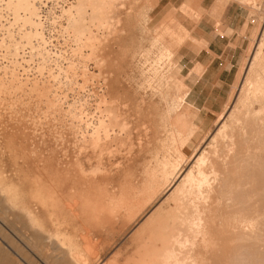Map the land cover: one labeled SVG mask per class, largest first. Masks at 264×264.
<instances>
[{
  "label": "rangeland",
  "instance_id": "rangeland-1",
  "mask_svg": "<svg viewBox=\"0 0 264 264\" xmlns=\"http://www.w3.org/2000/svg\"><path fill=\"white\" fill-rule=\"evenodd\" d=\"M221 1L247 9L249 47L264 27V0ZM156 2L116 1L110 30L91 27L79 51L66 29L74 0H0L1 264H75V255L84 264H161L149 256L152 218L167 219L152 244L187 240L201 256V244L219 238L223 252L239 247L246 264H264V136L257 122L242 124L240 112L251 108L237 102L247 67L236 87H183L174 74L163 86L179 90L149 89L142 55L155 33L179 24L175 12L152 20ZM136 74L147 87H134ZM105 112L118 132L95 151L84 147Z\"/></svg>",
  "mask_w": 264,
  "mask_h": 264
},
{
  "label": "bare ground",
  "instance_id": "bare-ground-1",
  "mask_svg": "<svg viewBox=\"0 0 264 264\" xmlns=\"http://www.w3.org/2000/svg\"><path fill=\"white\" fill-rule=\"evenodd\" d=\"M19 1L23 2V0H19ZM116 1H118V0H74V3L71 4L69 9L66 11V29L68 31H71L72 37H73V43L75 44L76 48H79V51L81 50L83 42H84V39L87 36V33H88V31H89V29L91 27L92 28L93 27L97 28L100 31L101 30L102 31L110 30V27L112 26V23L110 22L111 18L109 19L110 9H111V6ZM236 1H238V0H236ZM243 1H247V0H243ZM241 4L243 5V3H241ZM29 5H27V3H26V6H29ZM253 11H255V9ZM165 27H166L165 28V32H164V30L163 31L160 30L157 33H155L156 35L153 38V42L151 44L150 49L147 51V53L145 55H142V62H143V67H144L143 70L145 68H147L148 69L147 72H149L148 74L151 76L150 81L153 79L152 80L153 83L152 84L149 83V85H148L149 89H152V88L156 87L158 89L159 88H161V89H163V88H175V89L179 90L180 87H166V86L164 87L163 84H165L167 82L170 83L169 80L171 79V77L173 78L174 74L175 75L178 74V68L179 67H177L176 62H175V59H176L175 52H176V49L182 44V42H184V40H187L186 38H188V36L186 34V31L183 30V27L181 25H179V24L176 25V23H175V24L165 25ZM180 28L182 29L181 33H183V37L179 33L181 31ZM178 29L180 30L179 32H178ZM100 31H98V32H100ZM107 32H109V31H107ZM177 35H180V37H182L181 41H179L180 39L178 38ZM166 38L169 39V42H168L169 45H163V46L160 45V46H158L159 45L158 43L159 42L162 43V41L164 39H166ZM151 41H152V39H151ZM188 43H189V41H188ZM253 50H254V52H253ZM248 53H250V55L253 53L250 62L246 63V61H247V59L249 58L250 55L248 56V54L247 55L244 54V57H243V60H242V66L240 67L239 73H238L239 75L238 74L236 75V76H238V81H239L240 76L242 75L243 71H245V66L247 67L245 75L243 74L242 83H241V86L239 88V92L237 94V100H238L237 102H238V104L240 102L241 105H243V107H247V108H251V109L245 110L246 108H244L245 111L244 112L241 111L239 115L240 116L243 115L244 118L241 116L242 119H243V121H241V122L244 125L245 124L248 125V123H250V122L251 123L252 122H254V123L257 122L258 125H259V129H260V135L264 136V27H263L262 32L259 34V36L255 35L254 38L253 37L251 38V45L248 47ZM135 58H137V61L134 60L132 63H134L133 66L135 67V70H136L135 72L139 73L138 72L139 69H140V63H139V60H138L139 57L136 56ZM169 61L172 62V65L169 68H172V69H169L167 71V73L165 72L166 73L165 74V73L162 72V66H165L167 64L166 62H169ZM140 62H141V60H140ZM168 64L170 65V62ZM144 65H146V66H144ZM236 79H237V77H236ZM172 80L173 79H171L170 81H172ZM148 82H149V79H148L147 83ZM154 82H155V84H154ZM172 82H175V80L172 81ZM170 84H168V85H170ZM134 85H136L134 87H147L146 82H144L143 84L139 83V80L137 78V74H136L135 79H134ZM172 85H174V83ZM184 97L180 96V97L173 98L172 101H171V105L168 108H170V109L172 108L173 112H174L181 105L182 101L184 100ZM230 97H231L230 100H232V95ZM251 100H253V102ZM109 104H110V100H109ZM255 104L257 105V108L253 107V105H255ZM236 105H234V106H236ZM227 108L224 111H226ZM236 111L237 110L235 108V112ZM239 111H240V109L238 110L237 113H239ZM223 114L219 115V120L222 119ZM219 120L216 122L218 126H220ZM229 120L231 121L232 124L238 123L237 119L234 118L233 115H231V117H229ZM116 125L117 124L115 122V119L112 117L110 112H105L104 115L102 114V116L97 120L96 126L92 130L91 137L88 139V141H84V147L90 148V149H92L94 151L97 148H99V146L101 147V144L104 143V142H107L108 139L111 137V134H113L114 128L116 127ZM237 125L235 124V126H237ZM124 126H121V128L122 127L125 128ZM116 128H117L116 130L118 132V127H116ZM120 131L122 132V129H120ZM189 131H190L189 136L193 135V133H194L193 129H191ZM224 131H222V129H221V132L218 133L220 135V136L218 135L220 138H221L222 132H223V135H224ZM117 132L115 134H117ZM176 132H178V131L176 130ZM230 135H231V133H230ZM206 138H208V135H207ZM206 138H204L203 144L205 143V139ZM233 144H234V142H233ZM213 148H215V146ZM214 150H213V156L216 155V154L214 155V153H216V152H214ZM196 152H197V150H196ZM210 154L212 155L211 152H210ZM196 155H197L196 153L193 154L191 159L192 158L195 159ZM206 157L204 155L199 157V159H198V166L199 167H203L207 163L206 162L207 161ZM210 174L211 173H209V175ZM206 178L207 177L205 176V180H208V178L207 179ZM190 183H193L192 178L188 179L186 186L188 187V184H190ZM203 200H202L203 204H205V202H206L205 200L206 199L203 198ZM203 204H200V206L203 205ZM207 207H209V206H207ZM203 210H205V209L203 208ZM201 218H199V219H201ZM244 219H242V220L244 221ZM246 221L247 220H245L244 222H246ZM166 222H167V219H165V218H152V219H149L147 221V223H146L147 226L144 229L149 230L148 231L149 233L147 235L149 237L148 238L149 242L151 241L150 245L151 246H154V245L163 246V248L162 247L161 248H157V251L155 250L156 252H154V253H152L150 251L149 252V256H151L152 254L154 256L156 255L157 258H159V256H161L160 259L163 261V263L165 262L166 264H185L184 260H191L190 256H189V254H191L190 252L186 251V253H184V254L183 253H177V252L173 251L174 249L164 247L167 244H163V243L162 244L161 243L160 244H152L154 239L152 238L153 236H151L152 235L151 232L153 230H156V229H162ZM193 222H195V221H193ZM201 222H202V220H201ZM250 222H251V219H250L249 223ZM198 223H199V220H198ZM253 223L254 222H251L252 226H254ZM195 224H197V223L195 222ZM200 224L199 225L197 224L198 227L200 226ZM251 224H248V225H251ZM255 225L257 226V224H255ZM204 227H206V225ZM204 227H202V228H204ZM196 228H197V226L194 228V230H196ZM243 229H244V227H243ZM252 230H254V229L252 228ZM197 231H198V228H197ZM255 231H256V228H255ZM195 234H196V232H195ZM198 234L199 233L197 232V235ZM203 235H204V233H203ZM179 237H180V235H179ZM184 240H186V238ZM184 243L185 244H181V242L177 240V241L173 242V245H180V246L181 245H183V246L184 245H186V246L187 245H194V244H191L192 242L188 243L187 240ZM226 243H227L226 240L224 241L223 239L215 238L214 240H212L210 242V244H201L202 247H203L202 249H204V250L207 249V250L211 251L210 264H246L247 263L246 256L244 257V256H241V255H239V254L234 252L235 250H237V252H238L240 250L239 247L238 248L236 247V249L233 248L229 252H226V251L223 252L224 249H226L225 248L226 247ZM199 247H201V246L199 245ZM160 249H165V250L162 252V251H159ZM216 249H222V250H216ZM204 253H206V252H204ZM194 254L198 255V253H195V252H194ZM181 255H185L186 257L184 259H182V258H180ZM70 256L72 257V255H70ZM194 258H196V257H194ZM74 259H76L74 261L75 264H84V261H83L82 257H80V255L79 256L75 255ZM196 260L198 262L200 260V258L199 259L197 258ZM206 260L209 261V259H206ZM197 262L195 263V260L193 259V264H198ZM191 264H192V262H191ZM207 264H208V262H207Z\"/></svg>",
  "mask_w": 264,
  "mask_h": 264
},
{
  "label": "crops",
  "instance_id": "crops-1",
  "mask_svg": "<svg viewBox=\"0 0 264 264\" xmlns=\"http://www.w3.org/2000/svg\"><path fill=\"white\" fill-rule=\"evenodd\" d=\"M183 5L188 6L189 14L182 13L180 9ZM173 12L176 21L188 34L187 40L181 44L183 47L180 45L175 52L183 87H235L238 81L236 75L250 42L249 17L245 6L221 0H157L150 17L162 21L172 16ZM155 246L152 253L157 248H163ZM182 246L164 247L174 249L177 253L190 252L184 248L186 246ZM193 253L189 254L191 260H184L185 264H193V259L196 263L197 258H200L198 264H210V250L203 249L201 256ZM151 256L157 258L156 255ZM160 257L157 259L161 264H166ZM185 257L181 255L180 258Z\"/></svg>",
  "mask_w": 264,
  "mask_h": 264
}]
</instances>
